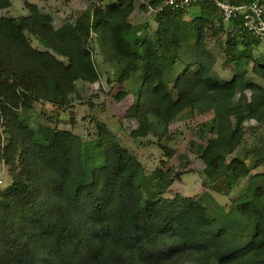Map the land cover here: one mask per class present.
<instances>
[{"label":"trees","instance_id":"obj_1","mask_svg":"<svg viewBox=\"0 0 264 264\" xmlns=\"http://www.w3.org/2000/svg\"><path fill=\"white\" fill-rule=\"evenodd\" d=\"M22 1L27 15L0 16V162L10 176L0 191V264H264V173L250 174L264 165V148L253 149L251 168L246 158L226 162L243 144L247 122L264 125V54L254 55L261 42L235 21L225 25L208 1L180 11L163 7L166 0H140L141 9L162 7L152 32L130 22L133 0L86 9L57 29L50 15ZM10 4L0 0V10ZM192 10L198 15L185 20ZM210 31L224 38L229 80L215 75L216 57L205 52ZM91 33L116 64L121 87L137 77L124 118L137 123L133 141L152 136L164 152L166 161L150 173L105 124L91 141L49 116L39 131L30 125L37 106L62 109L77 82L98 81ZM192 112L213 114L194 149L204 164L203 188L228 195L248 179L244 193L213 218L194 198L164 195L186 172L164 170L175 152L165 134Z\"/></svg>","mask_w":264,"mask_h":264},{"label":"rangeland","instance_id":"obj_2","mask_svg":"<svg viewBox=\"0 0 264 264\" xmlns=\"http://www.w3.org/2000/svg\"><path fill=\"white\" fill-rule=\"evenodd\" d=\"M10 7L0 10V16L18 17L28 14L22 0H9ZM29 3L36 4L42 13L52 17L53 27L59 28L66 21H73L78 13L86 9H92L94 6H102L109 2L118 0H27ZM134 11L130 15V22L136 27L148 26V32L156 28L154 15L148 9V6L140 8L141 1L133 0ZM198 10H192L185 20L191 18ZM220 36H212L211 31L207 33L205 52H211L216 57L213 72L222 80H229L232 76V66L224 65V58L220 45L223 43ZM33 46L39 48L37 41H33ZM91 53L93 63L99 74V79L94 84L77 82L75 93L70 96V103L62 109L50 104L43 107L37 106L31 113L30 125L40 130L46 123V116L52 120V125L59 129L72 131L82 137L84 141H91L97 137L98 124H105L109 131L115 133V138L120 145L133 153L144 166L146 172L150 173L156 169L159 162L166 157L163 156V150L156 144L157 138L148 136L146 138H137L135 141L130 137V133L136 129L137 123L133 120L125 119V112L131 107L134 96L138 90L137 77L133 76L121 87L117 82L118 68L109 59L101 44V41L94 33H91ZM204 52V51H203ZM264 54V42L254 51V55ZM182 64L174 69L172 78L183 70ZM264 86V81H260ZM121 91L125 94L122 100H118L116 95ZM213 117L211 112L198 114L196 112L184 114L179 120L171 124L165 137H167V146L174 149V155L164 167H169L174 172H184L179 180H175L165 191L168 198L174 195L194 198L198 203L207 209V214L213 218L218 212L227 211L232 201L242 195L248 186V179H242L228 195H222L205 190L202 186L204 175L203 162L194 154L196 144L204 142L200 137L199 129L201 124L208 122ZM45 122V123H44ZM245 128L248 130L243 144L227 158V163L232 157L246 158V164L249 168L253 166L256 154L253 152L255 147L264 148V125H258L254 121L247 122ZM44 133L48 134V128H43ZM50 129V128H49ZM42 130V129H41ZM42 131V132H43ZM205 139L209 134L204 133ZM163 142V140L161 141ZM5 142H2V145ZM248 153V157H246ZM171 173V172H169ZM255 173H264V165L256 170H251V175ZM10 184V176L7 166L0 162V191ZM252 228L248 226V231ZM243 240L248 242V233L243 236Z\"/></svg>","mask_w":264,"mask_h":264},{"label":"built area","instance_id":"obj_3","mask_svg":"<svg viewBox=\"0 0 264 264\" xmlns=\"http://www.w3.org/2000/svg\"><path fill=\"white\" fill-rule=\"evenodd\" d=\"M200 1L212 3L220 12L225 25L235 21V25L249 35L264 42V0H254L249 3L233 4L229 0H166L163 7L172 10L189 11L194 4ZM150 12L156 13L162 7L153 9L148 6ZM231 31V28L228 29Z\"/></svg>","mask_w":264,"mask_h":264}]
</instances>
